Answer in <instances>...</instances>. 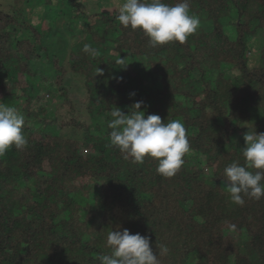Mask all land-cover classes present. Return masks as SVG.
<instances>
[{
  "label": "trees",
  "instance_id": "16d2710c",
  "mask_svg": "<svg viewBox=\"0 0 264 264\" xmlns=\"http://www.w3.org/2000/svg\"><path fill=\"white\" fill-rule=\"evenodd\" d=\"M77 1L0 7V102L19 105L28 139L0 156V264H99L108 232L123 229L148 235L154 251L166 245L161 264H264V197L232 203L224 174L244 164V135L264 133V0H188L198 30L157 47L123 27L115 6L89 10L80 27ZM69 72L81 79L87 119L68 97ZM55 97L69 109L50 115ZM137 101L145 117L186 129L190 152L171 178L110 145L111 111Z\"/></svg>",
  "mask_w": 264,
  "mask_h": 264
},
{
  "label": "clouds",
  "instance_id": "9594fccd",
  "mask_svg": "<svg viewBox=\"0 0 264 264\" xmlns=\"http://www.w3.org/2000/svg\"><path fill=\"white\" fill-rule=\"evenodd\" d=\"M116 19L125 28L142 30L150 47L170 42L182 44L200 26L199 17L191 14L188 0H179L175 4L164 0H124ZM82 50L92 57L98 54L89 44H85ZM98 73L102 74V69ZM143 103L135 102L127 114L118 107L111 111L108 123L110 145L118 148L124 159H130L134 164H142L146 157L154 159L156 172L171 178L181 169L185 155L190 152L186 129L179 120L162 122L158 114L145 117L141 111ZM24 123L20 111L0 103V156L13 146L20 150L28 145ZM244 140V164L233 161L224 169L228 181L225 191L231 202L240 206L244 205L245 197L257 201L264 197V133L247 132ZM230 227L235 229V225ZM106 246L110 252L96 258L99 264H161L160 257L169 252L166 245H156L158 251H154L148 235L131 234L128 229L109 231Z\"/></svg>",
  "mask_w": 264,
  "mask_h": 264
},
{
  "label": "rangeland",
  "instance_id": "374dc122",
  "mask_svg": "<svg viewBox=\"0 0 264 264\" xmlns=\"http://www.w3.org/2000/svg\"><path fill=\"white\" fill-rule=\"evenodd\" d=\"M0 0V7L3 9H10L11 5H13V7L15 9H21L23 10L24 4L23 2L25 0ZM81 10H83V13L81 14V17L78 20V24L80 25V27L82 25L85 24L86 22V15L89 14V10L93 11V12H97L99 10L100 7H107V8H111V6H115L116 8H119V6L124 2V0H78L77 1ZM15 4V5H14ZM64 22L62 20V18H59L58 21H56V25H62ZM79 27V28H80ZM205 28H211L210 23H206L204 24ZM76 29V33H78L80 31V29ZM65 30V29H64ZM64 30L59 31L58 34L54 35V40L55 42L57 41H65L66 39L64 38V36L67 34ZM64 31V32H63ZM225 32L226 34H228L230 36V38L234 39L235 38V33L234 30L231 29L230 27H226L225 28ZM82 35V34H81ZM29 33H22L19 32L15 35H13L14 38L16 39H21V38H25L28 37ZM77 37V36H76ZM80 37V35L78 36ZM64 38V39H63ZM68 39V38H67ZM76 38H73L72 40H70V42L72 43V41H74ZM89 39V37H88ZM255 52V51H254ZM252 50L249 52H247V56L251 59L252 57L254 58V53ZM43 58V55L40 56L39 60L41 61V65L45 66L48 63L47 59H41ZM39 60H36L34 62H39ZM253 62V64L255 65L256 62L255 61H251ZM34 64V63H32ZM227 72H229V74H233L235 75L237 73V71L235 69H230L227 70ZM65 84L68 86L69 88V94L68 97L73 101V103L75 104L78 114L79 116L82 118V120L87 119L88 118V113L86 110V102L83 98L84 96V87L82 86V82L81 79L79 77H77L76 75H74L73 73L69 72L65 75ZM3 103V102H0ZM4 104L11 106V107H15L18 111H20L19 105L14 104L11 101H5ZM49 112L48 114L50 115H56L58 113H62L65 110L69 109V105L68 104H63V98L61 97H55L51 102H50V106H49ZM59 115V114H58ZM60 128H54V131H59ZM74 131H71L70 134H72ZM75 135V132H74ZM76 136V135H75Z\"/></svg>",
  "mask_w": 264,
  "mask_h": 264
}]
</instances>
